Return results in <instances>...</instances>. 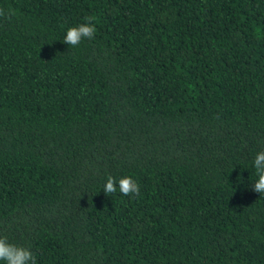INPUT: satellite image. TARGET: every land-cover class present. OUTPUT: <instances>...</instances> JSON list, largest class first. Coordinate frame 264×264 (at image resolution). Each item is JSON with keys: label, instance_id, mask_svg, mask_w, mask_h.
<instances>
[{"label": "trees", "instance_id": "16d2710c", "mask_svg": "<svg viewBox=\"0 0 264 264\" xmlns=\"http://www.w3.org/2000/svg\"><path fill=\"white\" fill-rule=\"evenodd\" d=\"M0 8V237L36 264H264V0Z\"/></svg>", "mask_w": 264, "mask_h": 264}, {"label": "clouds", "instance_id": "9594fccd", "mask_svg": "<svg viewBox=\"0 0 264 264\" xmlns=\"http://www.w3.org/2000/svg\"><path fill=\"white\" fill-rule=\"evenodd\" d=\"M13 14L10 9L0 8V17L10 18ZM94 20V17L88 16L84 23L69 27L63 42L76 47L82 40L93 39L97 31ZM253 163L257 179L253 182L252 191L261 195L264 194V150L256 154ZM117 189L124 196L140 195L139 185L131 176L120 177L117 183V179L109 175L103 192L106 195L115 194ZM0 260L6 261V264H36V257L29 248L9 243L6 237H0Z\"/></svg>", "mask_w": 264, "mask_h": 264}]
</instances>
